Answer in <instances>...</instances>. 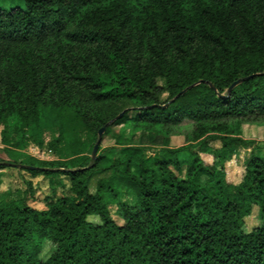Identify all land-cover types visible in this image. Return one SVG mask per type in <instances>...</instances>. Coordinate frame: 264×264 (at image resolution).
Masks as SVG:
<instances>
[{
  "label": "trees",
  "instance_id": "1",
  "mask_svg": "<svg viewBox=\"0 0 264 264\" xmlns=\"http://www.w3.org/2000/svg\"><path fill=\"white\" fill-rule=\"evenodd\" d=\"M22 2L0 7L1 141L41 144L53 128L57 158L16 154L50 194L32 208L26 181L0 200V264H264V155L236 184L224 173L232 146L255 141L243 125H264V0ZM109 121L101 140L120 122L161 153L92 159Z\"/></svg>",
  "mask_w": 264,
  "mask_h": 264
},
{
  "label": "rangeland",
  "instance_id": "2",
  "mask_svg": "<svg viewBox=\"0 0 264 264\" xmlns=\"http://www.w3.org/2000/svg\"><path fill=\"white\" fill-rule=\"evenodd\" d=\"M22 0H0V7L11 8V7H23ZM161 84V82H160ZM129 114H132L131 112ZM2 127H0L1 135ZM57 135V132L53 128L44 129L41 133V144H37L34 141H27L24 146L20 149H10L9 145L4 146L0 136V161L14 163L16 154L18 152L29 154L40 160H52L57 158V153L50 146V141L53 140ZM242 136L246 139L255 140L253 143L240 144L236 143L232 146V153L228 156L224 163L225 180L228 183L236 184L240 182L245 164L251 153L263 156L264 155V125L258 124H244L242 127ZM82 137L89 139L88 134H82ZM113 140H116V144H113ZM184 143L183 135L172 136L170 140V146L176 147ZM207 144L213 149L220 147L219 141L216 139H208ZM109 146H115L105 156V158H111L121 156L115 154L116 149L123 146H139L142 148L145 156L151 157L155 154H160L162 146L159 137L153 134H148L141 131H131L125 128L122 123H116L109 128L108 136H105L100 141L98 149H102ZM11 151V152H10ZM201 158L206 163H211L212 157L206 154L200 153ZM184 173V166H182V175ZM94 177L89 182V191L94 192L95 180ZM26 181H30L34 195L27 198V204L31 207L42 209L44 208L43 199L49 192V184L43 176L31 177V175L25 170H21L16 167L6 166L0 168V200L10 199L18 195L21 190L26 187ZM67 182V180L65 181ZM61 192L57 191V195ZM122 200L132 203V196H122ZM109 211L113 219L118 223L120 220L115 215V207L109 206Z\"/></svg>",
  "mask_w": 264,
  "mask_h": 264
},
{
  "label": "water",
  "instance_id": "3",
  "mask_svg": "<svg viewBox=\"0 0 264 264\" xmlns=\"http://www.w3.org/2000/svg\"><path fill=\"white\" fill-rule=\"evenodd\" d=\"M121 113L120 112L116 118H119L121 116ZM111 121L107 122L104 126L100 127L98 129V132H97V139L92 147V150H91V158L94 159L96 157V153H97V150H98V147H99V144H100V141H101V136H102V133L104 132V129L105 127L110 123ZM6 166H12V167H16V168H28L29 166H25V165H22V164H18V163H11V162H5Z\"/></svg>",
  "mask_w": 264,
  "mask_h": 264
},
{
  "label": "crops",
  "instance_id": "4",
  "mask_svg": "<svg viewBox=\"0 0 264 264\" xmlns=\"http://www.w3.org/2000/svg\"><path fill=\"white\" fill-rule=\"evenodd\" d=\"M38 176H41V175H38ZM38 176H34V177H38ZM31 177H33V176H31ZM44 179H46V178H44ZM47 180V179H46ZM64 181V183H65V185L67 186V182H65L66 180L64 179L63 180ZM30 182V181H29ZM47 182H48V180H47ZM58 190V192H61V191H63V190H61V188H58L57 189ZM21 191H23V190H21ZM34 191V190H33ZM49 192H50V187H49ZM48 194H46L45 196H47ZM43 203H44V208H42V209H39V210H43V209H45V197H44V199H43ZM32 208H34V207H32ZM34 209H37V208H34ZM38 210V209H37Z\"/></svg>",
  "mask_w": 264,
  "mask_h": 264
}]
</instances>
